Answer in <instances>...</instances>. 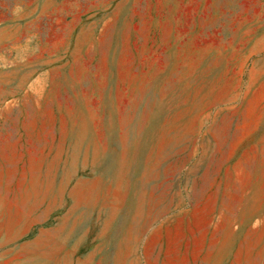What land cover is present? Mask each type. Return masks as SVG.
I'll use <instances>...</instances> for the list:
<instances>
[{"label":"rangeland","instance_id":"374dc122","mask_svg":"<svg viewBox=\"0 0 264 264\" xmlns=\"http://www.w3.org/2000/svg\"><path fill=\"white\" fill-rule=\"evenodd\" d=\"M0 264H264V0H0Z\"/></svg>","mask_w":264,"mask_h":264}]
</instances>
